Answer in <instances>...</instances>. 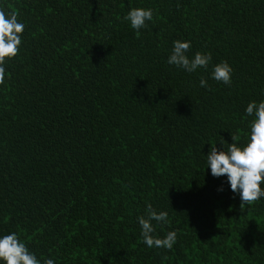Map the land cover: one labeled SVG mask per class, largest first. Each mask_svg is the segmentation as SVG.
<instances>
[{"label":"trees","instance_id":"1","mask_svg":"<svg viewBox=\"0 0 264 264\" xmlns=\"http://www.w3.org/2000/svg\"><path fill=\"white\" fill-rule=\"evenodd\" d=\"M135 7L152 9L139 31L123 19ZM0 10L25 25L0 83V234L56 264H264V198L241 204L205 156L230 135L245 143L244 108L264 99V0H0ZM174 40L191 42L189 57L209 53V67L168 65ZM221 60L229 85L210 78ZM147 204L167 212L154 234L174 231L171 249L143 244Z\"/></svg>","mask_w":264,"mask_h":264},{"label":"clouds","instance_id":"2","mask_svg":"<svg viewBox=\"0 0 264 264\" xmlns=\"http://www.w3.org/2000/svg\"><path fill=\"white\" fill-rule=\"evenodd\" d=\"M134 31L146 27V21L152 20V9L130 8L123 17ZM24 23L19 21L16 13L0 10V83L5 78V64L7 59L16 56L21 44V34ZM191 42L188 40L172 41L171 50L166 63L193 73L197 69H207L211 56L207 52L197 51L188 56ZM232 68L227 61L221 60L211 65L210 78L225 85L231 83ZM200 87H207L204 78L199 80ZM264 95V90H262ZM246 117H254L246 142L239 144L235 136H231L232 143L227 148L221 144L218 150L210 145L206 156V165L214 177L225 176L229 190L238 193L241 204H250L264 198V99L249 101L244 108ZM218 191H222L219 188ZM139 225L140 237L148 248L171 249L176 240L174 231H168L163 237L154 234L155 228L168 223L166 211H156L150 204L145 206L144 214L136 217ZM0 264H56L55 257L37 258L35 252L30 251L26 244L19 239L15 232L0 234Z\"/></svg>","mask_w":264,"mask_h":264}]
</instances>
